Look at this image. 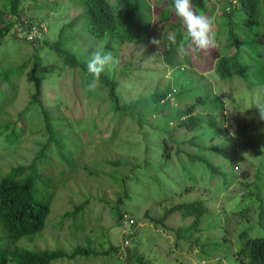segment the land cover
Segmentation results:
<instances>
[{"label":"rangeland","instance_id":"rangeland-1","mask_svg":"<svg viewBox=\"0 0 264 264\" xmlns=\"http://www.w3.org/2000/svg\"><path fill=\"white\" fill-rule=\"evenodd\" d=\"M148 2L156 18L166 7L165 13H171L169 0ZM40 4L44 6L38 7ZM262 5L264 15V0ZM10 6L11 0H0V27L10 24L9 32L0 39V73H4L0 81L7 70L33 57L40 58L39 79L44 84L48 106L61 110L63 121H56L55 125L66 137V140L60 137L61 147L53 149L47 154V161L39 163L38 191L55 192L46 227L40 233L21 238L17 244L29 249L67 252L80 245L94 251L73 259L54 260L50 264H126L130 252L144 256L146 264H243L236 255L241 245L240 231L248 228L254 234L264 233L259 228L258 204L251 208L249 219H242L236 212L233 216L241 196L248 194V190L242 193L246 183L262 184L264 195V120L258 118L255 107L256 103L264 104V74L252 86L241 78L223 81L215 71L214 49L208 53L181 55L179 46L185 44L186 28H182L184 34L180 43L169 40V36L176 40L179 29L175 12L171 19H160L154 25L150 39L130 44L105 36L102 41L90 45V38H85L86 32L80 26L67 28L63 33L64 38H73L68 48L88 54L84 60L86 67L94 50L112 52L119 64L101 74L118 78V93L125 103L171 87L173 95L166 99L170 103L164 112L175 114L177 107L184 106V103H177L176 91L197 84L211 85L225 100V105L218 113L220 120L213 131L216 134L212 136L213 143L223 146V156L209 154V157L226 172L215 175L212 180L213 171L206 164L193 163L184 154L164 157V129L152 130L150 134L143 129V136L137 127L132 126L129 130L126 127L115 140L108 136L111 131L101 132L111 119L108 113L111 101L109 98L105 101L107 91L98 90L102 82L99 81L96 87L97 98H88L84 90L73 88L72 92L73 84H85L86 81L78 77L82 74L80 70L75 72L76 69L65 65L57 50L48 44L60 39L61 28L85 9L83 4L73 0H23L18 15L12 14ZM192 6L198 14L213 18L217 38L215 49L224 52L228 37L224 12L229 8L228 2L207 0L204 7ZM236 14L238 20H245L240 12ZM27 20L41 24L43 29L42 32L38 29L36 43H29L25 33H18L20 27L24 29L23 22ZM153 38L159 40V45L151 43ZM257 38L258 48L250 52L254 53L250 57L264 61V28ZM170 42L176 44L181 55L179 65L165 61ZM234 51L232 46L228 52ZM254 67L259 68V65ZM257 68L252 67L250 77ZM30 69H25L22 77L17 82L14 79L11 86L5 81L0 83V178L12 166L30 163L41 149V142L47 139L43 131L41 133L44 124L41 116L30 110L23 111L33 94ZM160 109L161 105L157 110ZM201 113L213 115L214 111L201 110ZM11 121L17 123L16 130L21 137L16 146L2 131ZM22 126L26 127L24 132ZM178 129L184 132L179 125ZM127 149L136 154L125 153ZM144 149L148 151V158L141 162L142 155L137 151ZM126 158L132 161L122 169L115 168L111 162L113 159L127 162ZM243 168L249 169L250 176L243 175ZM257 171L261 172L259 177ZM190 187L193 188L188 190ZM125 189L129 196L119 204V193ZM86 200L89 203L77 215L63 219L66 212H74L76 206ZM194 201L210 208L199 219L189 206ZM181 203L188 206L170 211ZM122 210L121 218L119 212ZM146 212L153 220L144 217ZM165 214V220L160 222ZM130 217L136 218L139 224H126ZM126 232L135 233L130 237L129 247L125 243ZM0 235L6 236L2 226ZM112 247L117 249L111 250Z\"/></svg>","mask_w":264,"mask_h":264},{"label":"trees","instance_id":"trees-1","mask_svg":"<svg viewBox=\"0 0 264 264\" xmlns=\"http://www.w3.org/2000/svg\"><path fill=\"white\" fill-rule=\"evenodd\" d=\"M85 6V9L78 14L74 15L72 20L61 28L59 38L53 44L52 49H56L59 53L64 64L70 68L80 70L82 74V81H86L85 84H73L75 90H84V95L89 97H98L97 89L89 91L88 82L92 77L87 72L85 66V58L87 53L70 49L67 45L73 41V38H64L63 33L67 28H75L80 26L86 32L85 38L88 37L90 45L97 44L102 41L105 36L113 40H118L120 43L130 44L137 41H143L152 37L154 25L158 23L160 19H171L174 10V0H169V7L171 13L166 14V9H163L162 14H158L156 18L155 11L148 0H73ZM207 0H191L192 4L198 8L204 7ZM217 1V0H212ZM227 1L229 8L224 13L227 16V42L226 47L223 48L224 52H220L214 49L216 56L215 71L219 78L223 81L228 79H243L248 86L256 85L257 81H260L259 76L263 78L264 74V61L259 58L254 60L250 56L252 50L255 47L258 48L257 40L260 36L261 29L264 28V15L262 0H219ZM23 0H11V12L13 15H18L20 5ZM40 4L38 7H43ZM168 8V10H170ZM236 12H240L245 20H238ZM242 17V16H241ZM178 31L175 42L180 43L183 38L182 28L185 26L182 20L178 17ZM242 24L244 25L242 27ZM33 25L38 26L40 32L43 29L41 24H36L32 20L23 22L24 29L19 30L18 33L23 35L29 43H36L38 41V35H34L31 39H28ZM242 27V28H241ZM10 24L6 23L0 27V39L4 38L9 32ZM23 33L21 34V32ZM17 36L18 33L14 32ZM10 34V33H9ZM13 35V34H12ZM16 37L15 35H13ZM168 36V35H167ZM17 38V37H16ZM87 39V38H86ZM87 46V41L84 42ZM235 48L234 52H228L231 47ZM37 56V53H36ZM165 61L170 65H179V54L176 44L170 42L168 49L165 52ZM86 61V60H85ZM40 58L34 57L25 60L22 64L15 66L5 72L4 79L0 81L7 82L10 86L13 80L17 82L18 79L24 74V70L30 69V77L32 80L33 94L30 98L25 110H30L44 120L43 135L47 137L45 142H41V149L34 156L33 160L28 164H17L12 166L3 176L0 178V226L6 231V236L0 235V264H50L54 260L59 259H73L79 254H91L94 251L91 248L83 246H77L72 252H67L62 249L49 250V249H29L24 245L17 244L18 240L23 237L33 236L42 232L47 223L48 216L51 211V204L55 192L53 190H47L40 192L37 189V181L41 177L39 163L43 160L47 161V154L52 153L53 149L61 147L59 138L66 137L63 134V130L55 125L56 121H63L60 108L48 106L49 101L44 94V84L39 79V66H41ZM259 65V68L254 67ZM257 68L253 71L250 77V70ZM12 73H15L12 75ZM3 72L0 73V77L3 76ZM83 74L86 76L84 77ZM13 76V77H12ZM15 76V77H14ZM99 81L102 82L100 90L107 91V98L105 101H111L109 114H111L110 125L108 124L103 134L112 132L109 134L111 140L117 139L120 132L123 129L129 130L130 127L135 126L138 131L144 136L143 129L149 134L152 130H163V147L164 157L171 158L174 154H184L186 158L195 163L201 162L206 164L208 168L213 171L212 180L215 175L226 174L225 171H221L214 161L209 157L214 154H221L223 146L213 143L212 136L216 134L213 131L216 130V124L219 122L221 113L224 108L225 100L211 85L197 84L193 87H188L176 91L175 99L177 103H184V106L177 107L175 114L165 113L164 108L169 105L170 102H166L168 97L172 96V88H165L163 91H156L152 94L139 97L136 100L125 103L118 93L119 83L118 78H110L105 74H101ZM260 83V82H259ZM161 105L160 110H157ZM201 110H212L213 115H207L201 113ZM9 113V112H7ZM178 122L177 125L174 123ZM15 122H9L3 129V133L9 137V140L15 146L21 142V137L16 130ZM203 124H207L203 127ZM178 125L183 128L184 132L178 129ZM113 126V127H112ZM215 127V128H214ZM169 128V129H167ZM22 132L26 127L22 126ZM149 129V130H148ZM166 130V131H165ZM131 132V131H130ZM64 140V139H63ZM138 144L142 142L138 141ZM212 144V145H211ZM144 146V145H143ZM193 149V150H190ZM148 151H137L140 156L141 162L148 158ZM125 153L136 154L135 151H129ZM134 157V156H133ZM220 158V157H219ZM127 162L119 159H113L111 162L115 165V168H123L132 161L131 158H126ZM213 169V170H212ZM242 173L244 176H250L248 168H243ZM261 175L260 171H257V176ZM120 187V185H119ZM122 188V187H120ZM193 187L187 188L191 190ZM248 190V194L241 196V201L238 204L236 211L237 215H240L242 219H249L251 208L258 204L260 225L259 228L264 230V195L263 185L254 182L246 183L243 188L244 193ZM123 195V196H121ZM119 204L125 202V198L129 196L128 190L119 193ZM209 200H212L211 198ZM89 203L88 200L76 206L74 212L68 211L64 214L63 219L74 217L80 210L83 209ZM183 205H174L170 211L177 210ZM202 203L200 206L197 201L189 204L193 213L197 215V219L209 211V207H205ZM120 207V206H119ZM194 207V208H193ZM124 215L123 210L119 212V216L122 218ZM167 214H165L160 222L165 220ZM144 217L151 218L146 212ZM131 218V217H130ZM128 218V219H130ZM134 218V217H132ZM139 221L134 218V223L131 225H138ZM254 229V225H253ZM134 232H126L125 239L130 244V237L134 235ZM239 239L241 245L238 248L236 255L241 259L243 264H264V233L254 234L251 229H243L239 233ZM125 240V241H126ZM117 249L112 247L111 250ZM130 257L126 258V264H134L136 262L140 264H146L144 256L130 252ZM97 254V253H95Z\"/></svg>","mask_w":264,"mask_h":264},{"label":"clouds","instance_id":"clouds-1","mask_svg":"<svg viewBox=\"0 0 264 264\" xmlns=\"http://www.w3.org/2000/svg\"><path fill=\"white\" fill-rule=\"evenodd\" d=\"M174 12L186 28L185 44L179 46L181 55L187 56L191 52L208 53L216 48L217 38L213 18L198 14L191 0H174ZM169 40L175 42L173 36H169ZM151 43L159 45V40L153 38ZM118 64L119 60L113 56L112 52H105L102 49L94 50L91 59L87 62V72L92 77L88 83L89 91L96 89L101 73L106 69L116 68ZM255 107L258 118L264 120V104L256 103Z\"/></svg>","mask_w":264,"mask_h":264},{"label":"built area","instance_id":"built-area-1","mask_svg":"<svg viewBox=\"0 0 264 264\" xmlns=\"http://www.w3.org/2000/svg\"><path fill=\"white\" fill-rule=\"evenodd\" d=\"M38 29H39L38 26L33 25L32 31L30 32L28 38L31 39L34 35H36L38 33ZM19 30H22V27H20ZM131 223H134V218L131 217L130 219H126V224H131ZM125 243L128 244V241L126 240ZM134 264H140V263L136 262Z\"/></svg>","mask_w":264,"mask_h":264}]
</instances>
